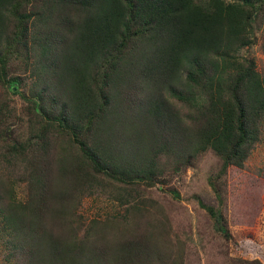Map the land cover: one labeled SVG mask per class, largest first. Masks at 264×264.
Wrapping results in <instances>:
<instances>
[{
	"label": "trees",
	"instance_id": "16d2710c",
	"mask_svg": "<svg viewBox=\"0 0 264 264\" xmlns=\"http://www.w3.org/2000/svg\"><path fill=\"white\" fill-rule=\"evenodd\" d=\"M263 19L264 0H0V86L24 101L0 96V235L20 264H185L143 192L209 153L218 206L198 201L233 239L221 183L261 140L264 74L243 51ZM103 194L124 213L72 217Z\"/></svg>",
	"mask_w": 264,
	"mask_h": 264
},
{
	"label": "rangeland",
	"instance_id": "374dc122",
	"mask_svg": "<svg viewBox=\"0 0 264 264\" xmlns=\"http://www.w3.org/2000/svg\"><path fill=\"white\" fill-rule=\"evenodd\" d=\"M254 27L256 43L245 48L243 53L254 57L258 70L264 74V19L256 21ZM3 95L15 101L17 110L24 104L19 95L0 86V96ZM220 165L221 161L209 153L197 166L168 173L164 177L168 179L165 184L157 183L145 194L142 191L143 196H148L152 190L149 197L156 202L149 204V215L144 219L171 221L172 236H181L187 243L185 264H232V259L238 256L264 264V126L261 140L246 166L229 167L221 183L223 191L225 189L224 212L234 236L230 241L215 232L212 219L198 201L199 198L206 204L218 206L215 192L208 184V176ZM173 188L180 192L179 198L170 192ZM17 192L21 199L26 198L25 185L18 186ZM118 210L123 214L125 208L106 194L85 196L72 217L90 224L92 219H104ZM2 240L0 235V264H20L18 260L24 259V254L15 252L13 256Z\"/></svg>",
	"mask_w": 264,
	"mask_h": 264
}]
</instances>
